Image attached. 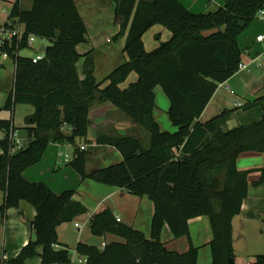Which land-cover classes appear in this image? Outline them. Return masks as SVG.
<instances>
[{"label": "trees", "instance_id": "1", "mask_svg": "<svg viewBox=\"0 0 264 264\" xmlns=\"http://www.w3.org/2000/svg\"><path fill=\"white\" fill-rule=\"evenodd\" d=\"M110 2L120 26L114 39L126 36L125 61L102 83L94 75L93 52H78L80 45L88 43V29L77 0H33L30 9L18 0L11 11L9 21L19 19L25 26V43L32 36L52 46L37 64L20 56L27 44L7 49L15 64V80L4 110L13 116L17 105H29L35 113L26 118V128L14 127L29 141L24 150L12 153L8 140L0 142V191L4 193L0 213L5 216L26 202L37 216L32 223L36 241L4 264H28L37 258L41 264H75L68 250L56 249L58 228L87 214L88 209L75 200L76 192L56 195L45 184L27 182L23 173L42 160L50 144L86 139L90 109L97 102L111 103L146 129L151 146L145 149L133 137L99 139L116 148L124 161L88 174V154L80 150L70 166L84 181L149 198L155 214L150 238L118 222L111 210L95 215L90 222L92 234L113 235L121 241H110L104 248L79 244L77 252L87 259L86 264H198L199 251L191 244L189 223L202 216L211 224L212 264L235 262L233 221L248 197L250 173L240 172L237 161L245 153L264 155V119L231 131L222 129L231 111L205 124L199 120L219 86L240 71L238 39L264 11V0H224V7L201 14L190 12L178 0ZM155 26L164 27L172 37L148 52L144 36ZM210 31L216 32L204 34ZM82 58L86 59L83 79L78 71ZM132 74L137 81L122 88ZM157 87L170 101L168 115L178 129L175 133L163 132L154 117ZM12 125V118L0 119V129L9 132ZM65 127L71 128V136L65 135ZM260 172L257 185L264 184V169ZM166 226L173 240H189L188 252L166 248ZM252 264H264V255Z\"/></svg>", "mask_w": 264, "mask_h": 264}, {"label": "crops", "instance_id": "2", "mask_svg": "<svg viewBox=\"0 0 264 264\" xmlns=\"http://www.w3.org/2000/svg\"><path fill=\"white\" fill-rule=\"evenodd\" d=\"M17 1L0 0V10H6L7 5L6 3L3 5V3L7 2L11 5L10 16ZM29 1L21 0L22 6L24 7L25 2ZM178 1L194 14L204 11L208 4L213 3L218 9L225 6L224 0ZM9 16L7 20L0 23V27L10 22ZM162 32H159V34L161 35ZM215 32L210 31L204 34L209 36ZM145 36L144 43L148 52L157 49L161 45L160 43L152 45L148 40L150 44L149 48H147ZM260 36H264V17H259L254 21L250 28L238 39V45L242 52V64L247 66L246 69L240 70L225 84L219 86V88H226L228 94L236 99L234 103L236 111L224 110L219 103L214 104L218 94L217 91L199 122L205 124L222 115L225 111H231L232 114L226 124L222 126L224 131H231L241 126L261 122L264 119V41L257 40ZM41 49H47V47H41ZM91 51L95 61L96 48L90 38H88V43L78 47V52L81 55H86ZM85 61L86 59L82 58L78 63V71L82 79L84 78L82 71ZM137 78L136 74H132L128 81L122 85V88L129 87L130 84L137 81ZM96 80L98 82L97 78ZM155 93L156 108L154 117L161 130L169 133L177 132L178 129L173 125L168 115L170 101L168 103L169 99L164 90L161 87H157ZM8 97L5 103L0 105V111L4 110ZM239 101L241 102L239 103ZM160 102L163 104L161 106V115L158 114V110H161L159 108ZM242 103H246L247 106L245 107ZM24 106L31 108L30 112L25 116L26 122V118L31 117L35 113V109L29 105ZM163 108L166 110L163 111ZM14 114L13 116L11 114L9 118L0 117V119L7 121L12 118L16 129L26 128V123L22 127L15 125ZM89 119L90 127L86 139L77 138L75 144H50L42 160L23 173V178L27 182L45 184L56 195H62L70 191L76 192L75 200L81 202L88 209L87 214L78 217L75 221L63 223L58 228L59 244L56 249L68 250L75 264H86L87 262V259L77 252L79 244L83 243L104 248L110 241H121L120 238L113 235L94 237L91 232L90 222L95 215L111 210L116 220H120L121 224L139 230L147 238H150L151 224L155 214V204L149 198L136 197L124 189L105 186L90 179L84 181L70 166L83 146L86 147L85 152L88 154L86 166L88 174L121 164L124 161L122 154L116 148L99 143V139L133 137L140 140L145 149H149L151 146V136L149 135V138L147 135L149 132L138 126L109 102L95 103L90 109ZM63 132L66 136H71L72 134L71 128L68 127H65ZM144 138L145 141L146 138H149V142L146 141L144 143ZM237 167L240 172L250 173L248 176V197L243 202L241 214L233 221V244L236 252L235 264H252L257 256L264 255V252L260 251L257 252L259 254L252 253L251 255L247 228V224L251 221L247 219V212L252 213L264 209V184L257 185L261 178L260 170L264 169V155L257 153L242 154L237 161ZM1 194L0 207L4 204V193L1 191ZM36 216V210L25 202H22L18 208L8 210L5 216L0 213V264L16 259L24 247L30 242L36 241V233L32 227ZM82 220L85 221L84 224L79 222ZM76 224H79L80 227L77 228ZM84 226H88L89 229H84ZM189 228L191 244L199 251L198 264H212L209 243L213 236L209 218L202 216L192 219L189 223ZM163 242L170 251L183 254L190 250L189 240L187 238L177 241L173 240L171 231L167 226L163 232ZM38 252L41 254L42 248H38ZM28 264H41V258H37Z\"/></svg>", "mask_w": 264, "mask_h": 264}, {"label": "rangeland", "instance_id": "3", "mask_svg": "<svg viewBox=\"0 0 264 264\" xmlns=\"http://www.w3.org/2000/svg\"><path fill=\"white\" fill-rule=\"evenodd\" d=\"M15 1V0H8ZM33 0L25 2V9H30ZM7 8L5 11L0 10V23L8 19L10 6L7 2ZM78 6L80 14L86 22L88 28V38L93 42L96 48L95 52V63H96V73L95 76L98 82L105 80L113 71L120 66L125 61V56L123 50L125 48L126 38L121 37L118 40L114 38L120 33L119 23H117V17L115 15L114 7L110 0H78ZM210 7V9H209ZM218 9L213 3L208 4L206 9L201 13L215 12ZM199 13V14H201ZM158 29H161L158 31ZM163 31V32H162ZM159 32H162L161 35ZM171 32L162 26H155L146 33L145 40L147 41V48H149V42L152 45L157 43H164L171 39ZM34 47L33 49H26L20 53V56L26 58H33L40 54L41 47H50L52 43L46 39L33 38ZM154 50V49H153ZM152 50V51H153ZM15 80V65L12 60H0V105L5 103L8 95L11 94L14 88ZM167 99V98H166ZM214 104H220L222 109L235 110L234 103L235 98H232L228 94L226 88L220 87L218 90L217 98L214 100ZM241 101H239L240 103ZM169 103V100H168ZM245 107L246 103H242ZM159 106V105H158ZM163 104L160 102V109L158 114H162ZM169 106V104H168ZM167 106V107H168ZM249 107V106H248ZM28 106L17 105L15 107L14 123L16 126H24L25 116L30 112ZM166 110L163 108V111ZM233 112V111H232ZM11 113L7 111H0V117H10ZM148 137L150 135L147 134ZM150 138V137H149ZM149 138L146 141L149 142ZM145 138L143 142L145 143ZM0 191V196H1ZM26 203V202H25ZM28 204V203H26ZM29 205V204H28ZM30 206V205H29ZM247 219L251 220L247 224L248 228V243L250 247L251 255L259 254L257 252H264V209L254 211L252 213L247 212ZM82 224L85 221H79ZM168 227V226H167ZM84 229H89L88 226H84ZM95 237V236H94Z\"/></svg>", "mask_w": 264, "mask_h": 264}, {"label": "built area", "instance_id": "4", "mask_svg": "<svg viewBox=\"0 0 264 264\" xmlns=\"http://www.w3.org/2000/svg\"><path fill=\"white\" fill-rule=\"evenodd\" d=\"M259 17H264V11L259 13ZM26 30L25 26L19 21V19L11 20L7 25L0 27V60H9V54L7 52L8 48H12L14 44L17 47H20L21 44L25 43ZM33 38L30 37L26 41L27 49H33L34 42ZM258 41H264V36H260L257 39ZM43 53V52H42ZM45 58V53L40 54L32 58V62L37 64ZM246 65L241 64L240 70L246 69ZM8 140L11 143V152L15 153L21 150H24L29 143L26 137L20 135V132L14 129V125L11 126L9 132L6 130L0 129V142ZM82 151L86 150V147H81ZM2 150H0V155ZM120 222V220H118ZM76 227L79 228V224H76ZM5 258V257H4Z\"/></svg>", "mask_w": 264, "mask_h": 264}, {"label": "water", "instance_id": "5", "mask_svg": "<svg viewBox=\"0 0 264 264\" xmlns=\"http://www.w3.org/2000/svg\"><path fill=\"white\" fill-rule=\"evenodd\" d=\"M41 51L45 53L46 49H41ZM230 264H235V262L234 261H230Z\"/></svg>", "mask_w": 264, "mask_h": 264}]
</instances>
